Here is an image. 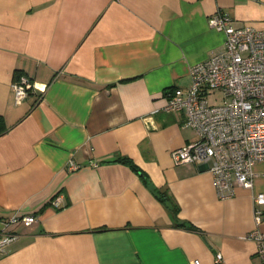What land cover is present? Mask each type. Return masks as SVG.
Wrapping results in <instances>:
<instances>
[{"label":"crops","instance_id":"0c3cea01","mask_svg":"<svg viewBox=\"0 0 264 264\" xmlns=\"http://www.w3.org/2000/svg\"><path fill=\"white\" fill-rule=\"evenodd\" d=\"M218 11L264 29V0H0V220L38 217L0 264H258L264 161L221 200L206 165L171 158L197 136L167 94L221 47ZM22 75L44 92L16 104Z\"/></svg>","mask_w":264,"mask_h":264},{"label":"built area","instance_id":"2783aa9c","mask_svg":"<svg viewBox=\"0 0 264 264\" xmlns=\"http://www.w3.org/2000/svg\"><path fill=\"white\" fill-rule=\"evenodd\" d=\"M208 24L224 35L221 47L191 67L189 88L168 93L164 110L182 113V126L193 129L197 136L171 152L173 163L206 165L217 197L225 200L237 187L252 190L255 166L264 161V29L236 26L221 11L209 17ZM11 87L16 104L30 93L44 92L23 75ZM216 93L223 94L221 103L217 104ZM78 168L69 162L70 171ZM50 205L63 207V196H55ZM253 218L255 228L245 238L255 243L258 264H264L262 193L253 196ZM37 219L36 214H28L0 220V251L17 236L10 228L29 227ZM215 264H223L219 253Z\"/></svg>","mask_w":264,"mask_h":264},{"label":"trees","instance_id":"16d2710c","mask_svg":"<svg viewBox=\"0 0 264 264\" xmlns=\"http://www.w3.org/2000/svg\"><path fill=\"white\" fill-rule=\"evenodd\" d=\"M2 125H3L2 118H0V129H1ZM0 133H1V130H0ZM117 161L121 162V163L129 164L134 171L139 172V169L136 168V166H134L127 158H119V159H117ZM158 197L163 202H165L167 200V197L164 194H158ZM175 211H176V208H175Z\"/></svg>","mask_w":264,"mask_h":264},{"label":"rangeland","instance_id":"374dc122","mask_svg":"<svg viewBox=\"0 0 264 264\" xmlns=\"http://www.w3.org/2000/svg\"><path fill=\"white\" fill-rule=\"evenodd\" d=\"M216 99H217V104L221 103V101L223 100V94L222 93H216L215 95Z\"/></svg>","mask_w":264,"mask_h":264},{"label":"water","instance_id":"95a60500","mask_svg":"<svg viewBox=\"0 0 264 264\" xmlns=\"http://www.w3.org/2000/svg\"><path fill=\"white\" fill-rule=\"evenodd\" d=\"M205 166V165H204Z\"/></svg>","mask_w":264,"mask_h":264}]
</instances>
